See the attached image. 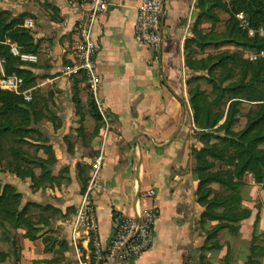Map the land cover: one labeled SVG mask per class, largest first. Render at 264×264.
<instances>
[{"label":"crops","instance_id":"crops-1","mask_svg":"<svg viewBox=\"0 0 264 264\" xmlns=\"http://www.w3.org/2000/svg\"><path fill=\"white\" fill-rule=\"evenodd\" d=\"M163 1L159 54L135 38L141 0H109V9L95 29L97 99L107 115L105 131L84 75L73 73L77 40L73 29L85 11L81 1L0 0V9L25 15L23 26L32 22L29 30L38 62L22 68L33 79L26 91L34 103V143L39 149L32 168L34 180L12 174L9 157L0 161V181L17 189L22 205L52 208L37 210L33 221L39 232L34 240L24 236V229L8 228L17 240L16 264H76L68 222L101 149L102 187L94 197L101 242L106 245L112 235L114 213L132 216L148 206H156L160 213L153 247L136 259L112 264H246L249 260L264 264V181L254 183L248 173L240 194L250 215L239 222L237 232L220 230L213 241L218 247L203 249L207 226L216 222L202 220L198 178L192 171V147L200 149L202 143L188 100L184 43L195 19L196 0ZM245 125L244 113L233 131ZM23 146L4 142L2 150L22 151ZM35 182L40 185L35 187ZM218 186L210 185L212 190ZM149 189L155 190L154 199L144 197Z\"/></svg>","mask_w":264,"mask_h":264},{"label":"trees","instance_id":"trees-1","mask_svg":"<svg viewBox=\"0 0 264 264\" xmlns=\"http://www.w3.org/2000/svg\"><path fill=\"white\" fill-rule=\"evenodd\" d=\"M81 1V0H80ZM201 17L209 15L211 10H225L227 13L237 14L242 12L254 29L264 30V0H200ZM216 14V13H215ZM25 15L13 16L10 12L0 13V60L2 69L6 74H17L24 79L23 88L26 90L32 83L31 75L23 69L25 63L19 61L9 53L6 41L15 43L22 51L35 53L31 31L23 26ZM213 21L218 20L217 15H210ZM235 22L232 20L228 30L224 34L196 32V40L186 41L185 49L192 42L198 41L199 48L208 46L221 47L232 45L243 51L264 50V34L247 37L246 34L236 32ZM241 52L221 53L217 57H208L202 60L201 68L210 71L216 67L225 68L232 64V69L238 70L237 77L232 81L223 79L214 86L212 101L200 91H190V106L193 110V123L197 128L196 135L202 143L200 149H192L198 178L196 189L197 202L204 208L203 221L216 222L207 231V238L203 249L218 247L213 242L222 229L237 232L239 222L250 215V211L242 204L241 188L244 183L243 176L251 174L254 183L264 181V59L256 62H248L241 59ZM188 56V55H187ZM186 64L190 67V60L186 57ZM228 82L224 85V82ZM248 104L245 113L246 125L238 132L233 131V126L238 122L242 114L243 104ZM92 113L97 120L99 115L94 103L90 102ZM216 108L217 111H214ZM34 103L32 100L25 103L19 95L0 90V161L4 142H24L25 135L36 133L33 129L37 124L35 118ZM33 113V114H32ZM50 154V150L46 151ZM21 151H11L8 155L14 159L8 164L11 173L20 178L30 177L35 179L32 169H26L22 164H30ZM21 157H18V156ZM21 162V163H19ZM3 164V163H0ZM35 187L40 183L35 182ZM211 184H218L226 189V195L214 193ZM33 186V187H34ZM21 194L15 187L0 181V231L7 236L10 246L14 240L11 237L9 227L12 229H24L25 237L36 239L39 232L34 226L30 211L37 209L41 212L52 210L37 204L21 205ZM47 222L40 219L39 222ZM52 242V239L46 238ZM10 252L0 251V264L9 257ZM246 264H257L249 260Z\"/></svg>","mask_w":264,"mask_h":264},{"label":"built area","instance_id":"built-area-1","mask_svg":"<svg viewBox=\"0 0 264 264\" xmlns=\"http://www.w3.org/2000/svg\"><path fill=\"white\" fill-rule=\"evenodd\" d=\"M223 1L228 3L230 0ZM81 4L85 7L84 15L76 22L73 29L77 37L76 45H74L76 62L73 72H81L86 78L95 106L107 131V115L97 99L100 77L95 67V56L98 49L95 29L101 17L108 11L110 4L109 0H81ZM163 13V0H141L135 16L136 40L155 54L161 51ZM235 17L238 19L239 26L246 31L249 37L264 34L262 28H252L242 12L237 13ZM24 26L30 29L32 22L26 21ZM5 44L9 46V53L22 63L36 64L38 62L35 53L24 52L18 45L9 41ZM244 58L248 62L264 59V50L245 51ZM1 64L2 60H0V90L19 95L24 101L29 102L31 95L22 89L24 79L17 74H6ZM103 161L104 152L101 149L93 160L91 173L75 214L68 222L71 229L70 244L74 249L76 264H112L118 261L133 260L149 251L155 242L156 226L160 217L156 206L145 207L132 216L114 213L112 235L106 245L101 242L94 197L102 187L100 172ZM155 196L154 189H149L144 193L147 199H154Z\"/></svg>","mask_w":264,"mask_h":264},{"label":"rangeland","instance_id":"rangeland-1","mask_svg":"<svg viewBox=\"0 0 264 264\" xmlns=\"http://www.w3.org/2000/svg\"><path fill=\"white\" fill-rule=\"evenodd\" d=\"M200 0H196L194 3V10H193V14L195 16L194 21H192L191 25L189 26L188 29V37L186 39V41L190 40V39H195L196 40V32H200L203 34H210V33H216V34H224L226 33V31L228 30V25H231L232 20H234L235 22V29L237 34H246L247 37H249L246 33V31L244 29H242L239 26V22L238 19L235 17L236 13L233 14V16L230 13H227L225 10H211L209 15H206L205 17H201V10H200ZM4 12V10L0 9V13ZM216 13V14H215ZM210 15H217L218 20L213 21L212 17H210ZM246 17V16H245ZM185 41V43H186ZM198 41L196 42H192L190 43L189 47L187 49H185V45H184V57H185V66L187 68V84L189 87V91L188 92H192V91H200L202 92L209 101H212V93L214 91V86L216 84H218L220 81H222L223 79H226V76L228 75V73L231 70L228 69H232L233 65L229 64L228 66H226L225 68H221V67H216L213 70H209L208 68H203V69H198L201 68L200 66L202 65L200 61L202 60H206L208 57H217L218 55H220L221 53H226V52H236V51H240V48L234 47L232 45H225V46H221V47H214V46H208L205 47L203 49L199 48L198 44H196ZM245 52V51H244ZM244 52H241V59L247 61L244 58ZM188 55V56H187ZM186 57L189 58L190 60V67L187 66L186 64ZM74 74H82L81 72H73ZM238 74V70L234 69L233 71H231L229 73V75L227 76L228 79H230V81L233 80V78L236 76L237 77ZM86 79V78H85ZM87 83V81H86ZM226 85L228 82H224ZM88 86V83H87ZM89 89V87H88ZM189 99H190V95L188 93ZM188 99V100H189ZM190 101V100H189ZM214 111H217L216 108H213ZM242 115L244 113L247 112L248 110V104L244 103L243 107H242ZM33 129H35V127H33ZM26 138H28L27 140H24L25 146L24 149L21 151L24 153V159L29 162L30 164H22L24 167H26V169H32L35 167L36 164V160L38 159V154H39V149L37 148V145L34 143L35 139L37 137V135H35L34 133L29 134V135H25ZM192 149H196L195 145H193ZM194 154H192L191 152V156H193ZM97 156V154L95 155ZM3 158H11L12 157L10 155H8V153H3L2 154ZM18 157H21L20 155ZM95 158V157H94ZM193 159L195 160L194 156ZM14 159H12L13 161ZM21 163V162H19ZM3 165V164H1ZM195 168H196V163L194 164V167L192 169V171L195 173ZM219 188L217 189H213L214 193H217L221 196L226 195V189L222 186H218ZM22 205V203H21ZM24 206V205H22ZM36 212L37 209H33L30 211L31 216L34 218L36 216ZM206 223V222H205ZM213 226H207L208 230L211 229ZM11 237H13L14 243L13 246H10V244L7 242V236L5 234H3L0 231V251H4V252H10V257L1 264H8L9 262L11 264H16L17 262V240L15 235L11 234ZM9 244V245H8ZM9 246V247H8ZM5 247V248H4ZM60 248L63 249L65 248V243L62 242L60 244ZM60 259V257L58 258Z\"/></svg>","mask_w":264,"mask_h":264}]
</instances>
